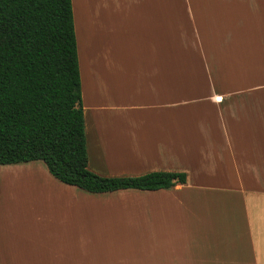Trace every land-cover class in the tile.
Segmentation results:
<instances>
[{
  "label": "crops",
  "instance_id": "crops-1",
  "mask_svg": "<svg viewBox=\"0 0 264 264\" xmlns=\"http://www.w3.org/2000/svg\"><path fill=\"white\" fill-rule=\"evenodd\" d=\"M70 1L88 169L186 181L89 192L0 164V264H264L260 20L211 35L174 0Z\"/></svg>",
  "mask_w": 264,
  "mask_h": 264
},
{
  "label": "trees",
  "instance_id": "trees-1",
  "mask_svg": "<svg viewBox=\"0 0 264 264\" xmlns=\"http://www.w3.org/2000/svg\"><path fill=\"white\" fill-rule=\"evenodd\" d=\"M31 160L89 192L186 181L178 171L103 176L88 169L70 0H0V164Z\"/></svg>",
  "mask_w": 264,
  "mask_h": 264
},
{
  "label": "rangeland",
  "instance_id": "rangeland-1",
  "mask_svg": "<svg viewBox=\"0 0 264 264\" xmlns=\"http://www.w3.org/2000/svg\"><path fill=\"white\" fill-rule=\"evenodd\" d=\"M179 2V6L183 9L180 14L182 17L194 16L195 19L200 18L205 22L206 30L211 35H217L224 29V25L238 24L241 18L248 17L254 21L261 23V30L264 32V0H174ZM245 6V7H244ZM189 7V11L187 10ZM242 9L240 10V8ZM238 9V13L234 15V9ZM176 17V16H175ZM181 17V16H180ZM186 18V17H185ZM216 22V25L214 24ZM215 28L217 32L215 33ZM77 40V39H76ZM108 45L115 43V50L122 51L123 48H133V41H105ZM79 57V56H78ZM185 63H202L199 62L197 56H175V61ZM212 74V72H211ZM43 164V162L40 161ZM44 165V164H43ZM1 175H5L4 173ZM18 175L23 176L27 174H9L5 176Z\"/></svg>",
  "mask_w": 264,
  "mask_h": 264
}]
</instances>
